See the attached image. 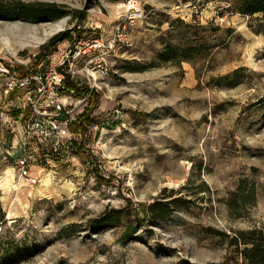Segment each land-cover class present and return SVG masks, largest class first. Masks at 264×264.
I'll return each mask as SVG.
<instances>
[{
  "label": "rangeland",
  "instance_id": "rangeland-1",
  "mask_svg": "<svg viewBox=\"0 0 264 264\" xmlns=\"http://www.w3.org/2000/svg\"><path fill=\"white\" fill-rule=\"evenodd\" d=\"M27 1L64 14L0 19V62L16 71L41 60L48 68L66 40L124 37L74 62L84 83L66 102L86 96L73 110L75 149L45 157L33 135L22 145L29 101L24 89L9 97L0 80V175L12 168L15 185L0 186V264L235 262L234 232L264 223L260 14L237 12L234 0ZM130 4L142 12L133 22ZM97 60L109 73L96 79L89 109L84 66ZM31 152L36 161L18 176L16 157ZM240 185L245 193L253 186L254 197L233 216L226 201ZM177 197L166 218L149 217L150 204ZM103 214L118 221L94 225Z\"/></svg>",
  "mask_w": 264,
  "mask_h": 264
},
{
  "label": "built area",
  "instance_id": "built-area-1",
  "mask_svg": "<svg viewBox=\"0 0 264 264\" xmlns=\"http://www.w3.org/2000/svg\"><path fill=\"white\" fill-rule=\"evenodd\" d=\"M128 12L130 13L131 22L142 16V12L135 8V4H130ZM123 37L124 33L117 30L112 38L105 41L106 43L101 38L79 40L72 43L66 40L67 44H57L56 51L54 50L48 55L49 66L43 71L41 70L43 60L37 63L34 69L25 72L16 71L0 62V80L5 81V92L10 94L19 89H24L25 98L29 101L30 111L28 116L32 121L24 125L26 135L24 134L21 140L22 145H27L29 143L27 139L32 137L30 135H33L38 140L40 149L47 151L44 153L45 157H48L49 153L60 154L63 148L75 149L74 136L76 133L73 135L70 131V125L72 121L77 120L78 112L74 113L73 110L78 102L81 103L86 99V96L75 101L72 106L67 103V98L75 92L70 89L67 90V95L64 94V77L68 75L76 85L80 86L84 81L81 80L77 74V69L74 67L77 58L82 57L81 55L86 54L91 49L95 51L106 48L109 51L116 40L123 39ZM90 63L91 61L84 66L89 91L96 85L97 78H105L109 73L103 60H97L91 66L90 70L94 71L88 70ZM31 96H37V98H31ZM19 108L21 109L20 114H22L24 104L22 108ZM35 154H32V152L23 153L16 157L15 173L18 176L28 175L30 162L36 161Z\"/></svg>",
  "mask_w": 264,
  "mask_h": 264
},
{
  "label": "trees",
  "instance_id": "trees-1",
  "mask_svg": "<svg viewBox=\"0 0 264 264\" xmlns=\"http://www.w3.org/2000/svg\"><path fill=\"white\" fill-rule=\"evenodd\" d=\"M234 9L244 15L257 17L259 21L258 30L264 34V0H234ZM64 14L60 6L46 1H27V0H0V19H23L29 22L49 21L60 18ZM65 32H59L52 36L50 41L55 43ZM66 90L73 89L75 93L80 91L69 76L66 75L63 80ZM85 91H87L85 89ZM11 96V93L8 95ZM95 91L92 90L88 96L89 109L93 104ZM84 114L80 119H84ZM241 185L231 192L226 201L229 213L233 216H240L246 203H250L254 197V187L248 188V192H243ZM180 198H170L168 200H157L148 206L150 216L155 219H164L169 212L178 205L176 202ZM4 212L0 205V223L4 222ZM118 218H111L109 214H103L95 219L97 226L108 225V223L117 222ZM231 244L238 249L239 257L232 264H264V223L254 224L247 229L236 230L230 240Z\"/></svg>",
  "mask_w": 264,
  "mask_h": 264
},
{
  "label": "bare ground",
  "instance_id": "bare-ground-1",
  "mask_svg": "<svg viewBox=\"0 0 264 264\" xmlns=\"http://www.w3.org/2000/svg\"><path fill=\"white\" fill-rule=\"evenodd\" d=\"M14 174L12 171V168L7 167L4 169L3 173L0 175V186L3 188H9V187H15L13 184L14 182ZM6 217H9V214L6 215Z\"/></svg>",
  "mask_w": 264,
  "mask_h": 264
}]
</instances>
